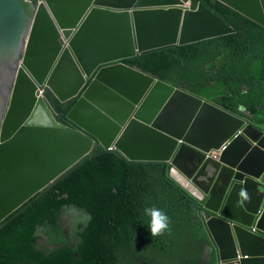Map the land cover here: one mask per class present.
<instances>
[{"label": "water", "instance_id": "obj_1", "mask_svg": "<svg viewBox=\"0 0 264 264\" xmlns=\"http://www.w3.org/2000/svg\"><path fill=\"white\" fill-rule=\"evenodd\" d=\"M216 1L264 27L261 0ZM234 32L201 0H0V230L97 149L114 148L168 163L201 190L224 264H264V132L124 62ZM46 87L76 101L67 125ZM241 128L218 160L208 156Z\"/></svg>", "mask_w": 264, "mask_h": 264}, {"label": "trees", "instance_id": "obj_2", "mask_svg": "<svg viewBox=\"0 0 264 264\" xmlns=\"http://www.w3.org/2000/svg\"><path fill=\"white\" fill-rule=\"evenodd\" d=\"M201 2L235 33L154 50L125 62L264 130V28L216 0ZM48 96L62 121L74 103ZM98 153L0 230V264H141V237L157 236L161 230L149 214L201 229L199 201L169 178L166 163L131 162L119 153ZM65 205L92 215L85 231L77 234V248L59 226ZM38 228L48 244L35 236ZM51 244L60 248L52 250ZM153 247L145 242L142 249L151 264H200L194 257L177 263L172 254L146 255Z\"/></svg>", "mask_w": 264, "mask_h": 264}, {"label": "clouds", "instance_id": "obj_3", "mask_svg": "<svg viewBox=\"0 0 264 264\" xmlns=\"http://www.w3.org/2000/svg\"><path fill=\"white\" fill-rule=\"evenodd\" d=\"M261 2L264 5V0H261ZM224 5V4H223ZM226 6V5H225ZM231 9V8H230ZM234 11V10H233ZM236 12V11H235ZM238 13V12H237ZM239 14V13H238ZM241 15V14H240ZM217 16V15H216ZM243 16V15H242ZM248 19V18H247ZM223 21V20H222ZM251 21V20H250ZM224 22V21H223ZM253 22V21H252ZM225 23V22H224ZM256 23V22H255ZM257 24V23H256ZM228 25V24H227ZM259 25V24H258ZM230 26V25H229ZM261 26V25H260ZM231 27V26H230ZM263 27V26H261ZM233 28V27H232ZM264 28V27H263ZM234 29V28H233ZM235 30V29H234ZM235 33V32H234ZM233 33V34H234ZM231 35V34H230ZM205 41V40H204ZM201 42V41H200ZM198 43V42H197ZM193 44V43H192ZM189 45V44H188ZM180 46V45H179ZM185 46V45H184ZM145 54V53H144ZM135 58V57H134ZM131 59V58H130ZM128 60V59H126ZM125 60V61H126ZM124 61V62H125ZM126 63V62H125ZM127 64V63H126ZM131 66V65H130ZM135 67V66H133ZM137 68V67H136ZM139 69V68H138ZM141 70V69H140ZM144 72V71H143ZM147 73V72H145ZM149 74V73H147ZM152 75V74H150ZM154 76V75H153ZM157 77V76H156ZM159 78V77H158ZM161 79V78H160ZM163 80V79H162ZM164 81V80H163ZM166 82V81H165ZM167 83V82H166ZM169 84V83H168ZM172 85V84H171ZM174 86V85H173ZM177 87V86H175ZM183 88V87H182ZM184 89V88H183ZM185 90V89H184ZM186 92L190 93L189 91L185 90ZM51 93L53 94L50 89L48 87L45 88V90H40V94L41 96H43L44 98L47 99L48 104L50 106V108L52 109L53 113L56 115L48 94ZM192 94V93H190ZM194 95V94H192ZM53 96L55 97V95L53 94ZM196 96V95H195ZM198 97V96H197ZM56 98V97H55ZM200 98V97H198ZM203 99V98H201ZM205 100V99H204ZM207 101V100H205ZM73 102L74 104L76 103V101H70ZM209 102V101H207ZM63 103V102H62ZM69 103V102H66ZM210 103V102H209ZM73 104V105H74ZM212 104V103H211ZM214 105V104H213ZM217 106V105H215ZM73 107V106H72ZM219 107V106H217ZM223 108V107H221ZM72 109V108H71ZM226 111H228L226 108H223ZM243 112H245V110H242ZM229 113H231L230 111H228ZM69 113V112H68ZM67 113V114H68ZM67 114L63 117V120L61 121L59 119V117H57L56 115V119L63 124L67 125V121L65 120V117L67 116ZM233 115H235L238 118H241L243 120H245L247 122V124H251L252 126H254L255 128L261 130L264 132V130L256 127L250 120L243 118L239 115H236L234 113H231ZM63 116V115H62ZM243 129L241 128L238 131H236L226 142H224L222 144V146L217 149V150H211L208 154L209 157L218 160L219 157L221 156V154L223 153V151H225L228 147V145L234 140L236 139L239 135H241L243 133ZM98 151L101 152H115L114 148H111L110 151H104L102 148L97 149L96 151V155L99 154ZM117 153V152H115ZM120 154V153H119ZM121 155V154H120ZM123 156V155H122ZM95 157V156H94ZM93 157V158H94ZM124 157V156H123ZM92 159V158H91ZM88 160V159H87ZM128 160V159H127ZM129 161V160H128ZM131 162H135V161H131ZM161 163H165V162H161ZM168 165V163H166ZM82 165V164H81ZM168 176L169 178H171L178 186H180L186 193L190 194L191 196H193L195 199H197L200 203V210L198 211V216L197 218L200 220L199 222L202 223L201 225V229L200 230H196L195 227H193V225H179V224H173L172 221H170V217L169 216H164L163 214H154L151 215L149 214L150 220L152 218H154L155 220H157L158 222H160V228L161 230L158 232L157 236H149L148 234L141 237L143 242V245L138 249L139 254L141 255L142 259H141V264H151L150 262L145 260V256L143 254L142 249L144 248V243L148 242L151 245H153V249L154 248H158L161 250H165L164 254H172L174 255V257L176 258L177 263L182 262L183 260H187L188 262H190L188 259L191 257H194L196 259L199 260L200 264H224L223 260L221 259V251L220 248L218 247V245L216 244V242L214 241V238L212 236V234L209 232V227H208V222L211 218L215 217L216 215L213 213H210L207 209H206V198L204 196V194L201 192V190L196 187L195 185H193L192 183H190L183 175H181L176 169L172 168L169 170V165H168ZM63 181V180H62ZM259 183L264 185V174L263 177L258 181ZM51 190V189H50ZM49 190V191H50ZM264 190L262 189L261 192H263ZM47 193V192H46ZM45 193V194H46ZM44 194V195H45ZM39 195V194H38ZM43 195V196H44ZM36 197V196H35ZM41 198V197H40ZM39 198V199H40ZM38 200V199H37ZM36 200V201H37ZM31 201V200H30ZM28 204V203H27ZM26 204V205H27ZM67 206H71V205H67ZM75 207H77L76 205H74ZM82 215L83 214H89L87 212H84L83 210H81L79 207H77ZM263 208H264V196H263ZM19 211V210H18ZM17 212V211H16ZM14 212V213H16ZM24 212V211H23ZM13 213V214H14ZM74 213L71 210H63L62 213L59 215V219L60 221H62V224L64 225V227L62 228L59 222V226L61 228V230L63 231V234L67 240V242L72 244L73 248H77V245L80 241V237L77 236L78 232L83 233L85 231V228L88 224V222L92 219V215L90 219H86L84 222H78L77 219L78 217L76 215H73ZM15 215V214H14ZM20 215V214H19ZM11 216V215H10ZM13 216V215H12ZM11 216V217H12ZM205 216L207 217V219H205ZM10 218V217H9ZM80 218H82V216H80ZM8 219V218H7ZM228 223H230L229 221H227ZM76 224V227H73V225ZM233 225V224H231ZM42 233L37 236V237H41L40 243H45L48 244L49 243V239L44 235L43 229L39 228ZM83 229V230H82ZM2 230V229H1ZM249 231H251L252 233L256 232V227L255 225L252 226V228L249 229ZM180 236H186L188 238H190V241L188 242V250H187V256L185 259H181L179 260L177 255H178V250L176 249V246L178 245V239ZM159 237H164L166 239V242H163L162 240L159 239ZM50 249L54 250V249H58L60 248V245H49ZM151 250V249H149ZM78 258H81V255L77 254ZM242 257L238 256L237 260H234L233 262H228L226 264H235L236 262H239L240 259Z\"/></svg>", "mask_w": 264, "mask_h": 264}, {"label": "rangeland", "instance_id": "obj_4", "mask_svg": "<svg viewBox=\"0 0 264 264\" xmlns=\"http://www.w3.org/2000/svg\"><path fill=\"white\" fill-rule=\"evenodd\" d=\"M190 241V238L186 236H180L178 239V245L176 246V249L178 250V259H185L187 256V250H188V242ZM165 253V250H161L158 248H154L151 250H148L146 255H153L154 257H158L159 255H163Z\"/></svg>", "mask_w": 264, "mask_h": 264}]
</instances>
